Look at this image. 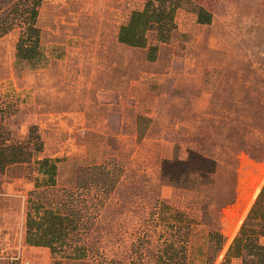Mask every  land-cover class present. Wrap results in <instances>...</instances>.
Segmentation results:
<instances>
[{
	"label": "rangeland",
	"instance_id": "obj_1",
	"mask_svg": "<svg viewBox=\"0 0 264 264\" xmlns=\"http://www.w3.org/2000/svg\"><path fill=\"white\" fill-rule=\"evenodd\" d=\"M148 1L42 0L32 62L17 57L22 24L0 37V145L31 132L42 145L0 172V264H223L244 224L264 248V0H180L167 43L149 31L145 48L120 44ZM42 159L57 167L43 198L85 216L67 240L86 259L26 244Z\"/></svg>",
	"mask_w": 264,
	"mask_h": 264
},
{
	"label": "trees",
	"instance_id": "obj_2",
	"mask_svg": "<svg viewBox=\"0 0 264 264\" xmlns=\"http://www.w3.org/2000/svg\"><path fill=\"white\" fill-rule=\"evenodd\" d=\"M42 0H17L10 7L6 8V13L0 18V37L5 35L15 24H22L24 31L17 44V57L19 60L32 62L37 59L39 48V30L36 21L39 16V8ZM180 8V0H153L148 1L144 9L140 12L132 13L129 22L119 29L117 40L120 44L130 48H145L146 33L149 31L156 33L159 43H167L170 34L175 30V15ZM2 8H0V12ZM210 22L209 14L202 8L197 14V23L206 25ZM157 48H150V52H156ZM154 61V57H148ZM30 141L25 146L17 145L2 147L0 145V172L9 165L25 163L31 160L33 152L42 150L41 143L37 145L33 140L40 138L33 132L30 133ZM34 143L33 151L30 152L29 144ZM38 173L41 179H37L34 191L29 199V209L26 214V244L30 247L47 248L52 254H59L62 258L71 260L86 259L88 249L84 244L69 243V238L80 236L81 231H85L83 213L70 211L63 213L66 207L57 205L55 197L52 200L44 199L48 189L56 188L57 167L53 160L42 159L36 161ZM95 171H101L107 175L105 167H94ZM103 185V184H99ZM100 187V186H99ZM87 190V189H86ZM264 192V188L261 194ZM160 210L166 212L168 205L160 204ZM250 212L247 219H250ZM175 223L187 221L185 215L176 212L172 215ZM189 221V220H188ZM192 222V221H189ZM208 241L211 242L216 251H221L225 238L219 232L208 233ZM258 237L254 231H250L247 225H242L237 236L228 248L223 264H230L232 259L240 258L246 260L254 258L258 264H264V248L256 244ZM246 262V261H245Z\"/></svg>",
	"mask_w": 264,
	"mask_h": 264
}]
</instances>
